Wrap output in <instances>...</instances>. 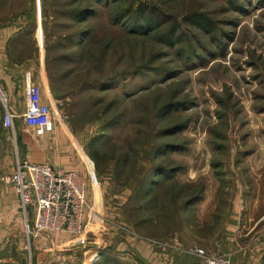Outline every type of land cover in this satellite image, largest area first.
Returning <instances> with one entry per match:
<instances>
[{
	"label": "rangeland",
	"instance_id": "rangeland-1",
	"mask_svg": "<svg viewBox=\"0 0 264 264\" xmlns=\"http://www.w3.org/2000/svg\"><path fill=\"white\" fill-rule=\"evenodd\" d=\"M141 6L170 20L150 30ZM4 41L50 91L47 60L61 99L35 132L66 135L83 164L68 169L84 180L83 230L53 233L72 238L66 264H202L189 250L222 255L230 233L238 263L264 264V0H0ZM2 114L0 264H34L4 182L23 122L14 141Z\"/></svg>",
	"mask_w": 264,
	"mask_h": 264
},
{
	"label": "built area",
	"instance_id": "built-area-1",
	"mask_svg": "<svg viewBox=\"0 0 264 264\" xmlns=\"http://www.w3.org/2000/svg\"><path fill=\"white\" fill-rule=\"evenodd\" d=\"M25 111L19 117L23 125L31 128H46L55 119L54 103H44L41 89L32 80L31 72L24 75ZM2 85L0 102L3 106L1 126L15 139V119L18 118L9 109ZM15 167L4 179L19 198V207L25 217V230L28 238L53 233L80 234L83 230L85 185L82 176L76 172L55 168L49 163L28 162L16 153ZM33 216L29 227L28 218ZM199 257L202 264H232L230 258L223 255L208 254L202 248L188 252Z\"/></svg>",
	"mask_w": 264,
	"mask_h": 264
},
{
	"label": "crops",
	"instance_id": "crops-1",
	"mask_svg": "<svg viewBox=\"0 0 264 264\" xmlns=\"http://www.w3.org/2000/svg\"><path fill=\"white\" fill-rule=\"evenodd\" d=\"M4 47L5 41L3 46L0 47V49H2L0 50V85H2V88L4 89L9 109L14 114H17V119H19V116L24 113L26 107L24 101V75L27 72H31L32 74L34 65L33 62H31L32 60L30 61L31 63L29 66L25 63L15 61L12 56L8 55ZM37 58L38 55L36 56L35 54V60ZM36 68L39 69L40 73H44L45 76V71L42 68V59L40 57L38 58V65ZM40 89L43 102L47 103L48 101V103H53L47 85L43 83V87H40ZM17 119H15V122L18 121ZM19 123L16 127L17 133L21 136L22 145H24V148L26 149L25 156L22 159L27 160L30 163H49L55 168L60 167L64 170L75 169V171L77 170L78 172L83 170V164L79 163L73 149L70 147L67 148L66 135H63L54 129H50L48 132L39 136V133L35 132V127L29 128L23 125V123ZM238 234L239 233H230L226 235L225 241L230 242H228L227 247L223 248V250L219 249V254H222L225 257L231 256L232 261H235L234 264H240L235 255L241 248H236L234 245L236 237H240ZM248 239L250 238L248 237L244 239V241L248 242ZM71 242L72 238L64 237L62 234H51L50 236L40 235L32 242L33 247L31 248L30 255H32L34 264H66L69 259L75 260L74 253H67L66 247ZM70 251L75 252V249H70ZM85 253L86 251L79 255L84 257ZM250 253L251 256H253L254 250H251Z\"/></svg>",
	"mask_w": 264,
	"mask_h": 264
},
{
	"label": "trees",
	"instance_id": "trees-1",
	"mask_svg": "<svg viewBox=\"0 0 264 264\" xmlns=\"http://www.w3.org/2000/svg\"><path fill=\"white\" fill-rule=\"evenodd\" d=\"M144 12H146V9L141 6L139 8V11H138L139 17L145 18L144 20L142 19L143 21H145V22H143V25H148L150 27V30L158 29L159 26H161L163 23L168 22L170 20L168 18H164L161 20L158 19V18H161L163 16L160 13H156L155 9H150L148 15H145ZM191 20H193V21H191L192 24H196L197 27H199V28L204 29L206 27H208V28L210 27V22L207 19L205 20L203 17L194 18ZM33 51L38 53L37 48L33 47ZM45 68H46V77H47V81L49 84L51 95H52L53 99L60 100L61 96H59V88L57 87V84L55 82L56 81L55 78L51 74L52 70L47 65L46 59H45ZM167 107H169V106H167Z\"/></svg>",
	"mask_w": 264,
	"mask_h": 264
}]
</instances>
